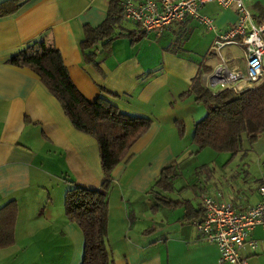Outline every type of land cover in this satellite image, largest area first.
Instances as JSON below:
<instances>
[{
  "label": "crops",
  "instance_id": "0c3cea01",
  "mask_svg": "<svg viewBox=\"0 0 264 264\" xmlns=\"http://www.w3.org/2000/svg\"><path fill=\"white\" fill-rule=\"evenodd\" d=\"M110 1L24 0L0 16V207L14 201L17 209L13 242L0 248V264H81L84 237L65 216L62 198L71 186L94 189L104 178L95 139L69 123L32 70L7 62L39 39L59 51L87 101L105 95L122 111L153 121L111 171L106 235L113 264H229L219 263L218 247L196 231L201 198L242 209L255 205L264 183V135L233 156L209 148L197 152L206 153L207 161L195 166L194 183H179L178 160L196 156L195 148L187 150L194 147V123L205 115L193 92L180 93L190 91L196 79L206 89L205 77L219 62L208 52L216 35L234 23L235 12L208 3L199 12L214 29L187 18L159 33H144L119 18L113 32L120 35L106 45L93 44L87 60L79 46L84 28L103 21ZM250 9L257 17L264 0H251ZM220 53L230 68L244 69L242 49L226 46ZM179 95L183 106L173 110L168 105ZM171 162L177 163L176 176L171 190L161 192L153 184ZM249 236L256 248L244 246L239 254L248 264H264V229L255 226Z\"/></svg>",
  "mask_w": 264,
  "mask_h": 264
},
{
  "label": "trees",
  "instance_id": "16d2710c",
  "mask_svg": "<svg viewBox=\"0 0 264 264\" xmlns=\"http://www.w3.org/2000/svg\"><path fill=\"white\" fill-rule=\"evenodd\" d=\"M118 1L109 2L107 15L98 26L84 28V36L79 45L83 58L91 59L93 53L86 50L93 44L101 41V45H106L120 35L113 32L121 18ZM23 3L24 0H3L0 2V16L15 12ZM258 13L257 21H264V10ZM60 58L59 51L50 41L39 39L11 56L7 62L32 70L52 97L59 102L69 123L76 130L95 139L104 178L98 188H67L62 198L63 212L83 234L81 264H113L106 235V196L112 183L111 171L122 160L131 144L149 129L153 121L148 117L122 111L105 95H98L93 102L87 101L72 84ZM190 92L196 95V100L200 101L205 109V115L194 123L192 129L191 143L195 148L194 155L209 148L219 154L226 152L233 156L243 151L245 145L255 144L264 135V79L240 92L222 89L216 94L204 89L199 79H196ZM176 168V162L161 168L158 180L154 181L153 186L161 192L171 190L170 181L176 176ZM160 201L171 203L163 198ZM16 213L14 201L0 207V248L13 242Z\"/></svg>",
  "mask_w": 264,
  "mask_h": 264
},
{
  "label": "built area",
  "instance_id": "2783aa9c",
  "mask_svg": "<svg viewBox=\"0 0 264 264\" xmlns=\"http://www.w3.org/2000/svg\"><path fill=\"white\" fill-rule=\"evenodd\" d=\"M215 3L221 8H232L235 21L225 31L218 33L208 53L219 56V62L206 76L207 91L216 94L222 89L240 92L264 79V21L258 22L250 9L251 0H119L122 20L130 21L144 33L161 32L172 22L195 19L204 28L214 29L212 20L201 15L200 8ZM226 46H236L244 53V69L230 68L228 60L220 53ZM219 87L218 91L215 90ZM259 200L246 209L212 196L203 195V216L195 222L199 237L213 243L219 250V263L248 264L239 253L244 246L251 250L256 242L250 238L255 226L264 229V183L258 187Z\"/></svg>",
  "mask_w": 264,
  "mask_h": 264
},
{
  "label": "rangeland",
  "instance_id": "374dc122",
  "mask_svg": "<svg viewBox=\"0 0 264 264\" xmlns=\"http://www.w3.org/2000/svg\"><path fill=\"white\" fill-rule=\"evenodd\" d=\"M149 40L152 42L154 39H153V37H149ZM146 43L148 45H151L152 44V49L154 48V46L157 47L156 44L154 45V43H149V41L146 42ZM235 53H239V52H235ZM218 89H219V87H216V90H218ZM184 92L185 93H182L181 92L180 94H193L189 90L184 91ZM176 94H179V92H177ZM175 99H176V104L175 105H173L175 103L174 102L175 101L174 99H171L170 100V104L168 105V106H171V109H173V110H175V109L183 106L182 104H180V100H181L180 95L179 96H176ZM193 148L194 147L191 146L190 148H188L187 151H190ZM208 151L210 152V150H208ZM208 151H206V152H208ZM205 154L206 153H201V154H198V155L196 154L195 157L191 156V157L182 158V159L178 160L179 161V167H180L179 169L181 170V173H182L181 179L178 180L179 183H182L183 184V183H194L195 182V180L197 179V175L194 174V171L196 170L195 166H197L198 164H201V163L207 161L206 160L207 159V155H205Z\"/></svg>",
  "mask_w": 264,
  "mask_h": 264
},
{
  "label": "water",
  "instance_id": "95a60500",
  "mask_svg": "<svg viewBox=\"0 0 264 264\" xmlns=\"http://www.w3.org/2000/svg\"><path fill=\"white\" fill-rule=\"evenodd\" d=\"M261 64H264V60H262Z\"/></svg>",
  "mask_w": 264,
  "mask_h": 264
}]
</instances>
